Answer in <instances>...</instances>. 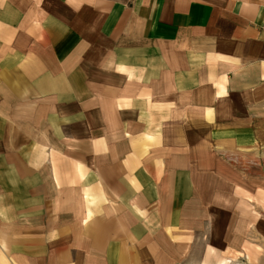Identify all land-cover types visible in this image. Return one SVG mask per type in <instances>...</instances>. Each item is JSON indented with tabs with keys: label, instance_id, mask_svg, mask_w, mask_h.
I'll return each mask as SVG.
<instances>
[{
	"label": "crops",
	"instance_id": "crops-1",
	"mask_svg": "<svg viewBox=\"0 0 264 264\" xmlns=\"http://www.w3.org/2000/svg\"><path fill=\"white\" fill-rule=\"evenodd\" d=\"M203 142L264 150V0H0V264H163Z\"/></svg>",
	"mask_w": 264,
	"mask_h": 264
},
{
	"label": "rangeland",
	"instance_id": "rangeland-1",
	"mask_svg": "<svg viewBox=\"0 0 264 264\" xmlns=\"http://www.w3.org/2000/svg\"><path fill=\"white\" fill-rule=\"evenodd\" d=\"M200 152L196 188L185 204V241L173 240V254L163 264H264V200L257 198V187L264 185V150L218 155L203 142ZM208 156L216 162L212 171ZM220 195L234 202L226 205Z\"/></svg>",
	"mask_w": 264,
	"mask_h": 264
}]
</instances>
